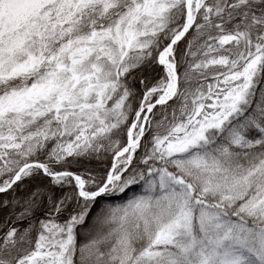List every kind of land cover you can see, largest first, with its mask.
<instances>
[{
    "label": "snow or ice",
    "instance_id": "snow-or-ice-1",
    "mask_svg": "<svg viewBox=\"0 0 264 264\" xmlns=\"http://www.w3.org/2000/svg\"><path fill=\"white\" fill-rule=\"evenodd\" d=\"M0 264H264V0H0Z\"/></svg>",
    "mask_w": 264,
    "mask_h": 264
}]
</instances>
